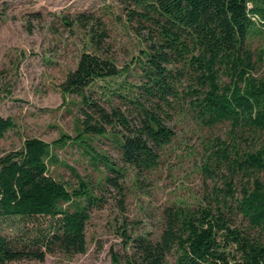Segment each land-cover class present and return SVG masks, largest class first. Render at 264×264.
<instances>
[{
	"label": "trees",
	"instance_id": "16d2710c",
	"mask_svg": "<svg viewBox=\"0 0 264 264\" xmlns=\"http://www.w3.org/2000/svg\"><path fill=\"white\" fill-rule=\"evenodd\" d=\"M119 1L129 21L150 29L136 97L127 110H108L88 92L95 82L125 72L99 54L105 32H94L96 53H83L61 85L64 97L80 98L82 131L51 144L28 138L22 149L0 158V264L87 251V225L104 199L77 174L75 187L52 177L53 148L70 141L89 148L88 136L115 135L123 166L100 154L95 160L109 172L101 191H117L124 209L127 168L141 176L160 165L162 150L176 137L167 120L177 112L201 127L228 126L226 139L210 141L203 166L223 178L224 188H216L206 206L166 208L157 238L129 234L124 221L126 250L113 255L115 264H169L170 257L176 264H264V75H254L264 50L257 55L252 49L264 34V0ZM123 88L113 94L125 97ZM14 127L13 119L0 116V139Z\"/></svg>",
	"mask_w": 264,
	"mask_h": 264
},
{
	"label": "rangeland",
	"instance_id": "374dc122",
	"mask_svg": "<svg viewBox=\"0 0 264 264\" xmlns=\"http://www.w3.org/2000/svg\"><path fill=\"white\" fill-rule=\"evenodd\" d=\"M0 9V116L15 122V127L0 139V158L22 149L28 138L51 144L63 135L74 139L82 131L80 98L64 97L61 85L77 68L83 53H96L91 42L94 32H105L99 54L112 58L125 72L119 78L95 82L88 92L108 110L112 105L122 110L130 108L129 100L136 97L141 82L140 60L144 59L143 51L148 50L151 36L148 25L140 28L129 21L119 0H3ZM252 49L257 55L264 50V34L255 37ZM254 75H264V64L258 65ZM222 81L229 82L230 76L224 73ZM120 85L125 86L119 91L125 97L113 94ZM178 86L183 91L187 82ZM167 121L176 137L162 150L160 165L141 176L133 169L126 170L124 209L117 191H101L109 172L95 160L100 154L118 167L123 166L115 135L88 136L89 148L72 141L53 148L56 160L49 165L50 175L75 187L77 174L104 199L102 207L92 210L87 225V251L73 257L48 255L44 262L23 260L9 264H115L113 255L121 256L126 250L121 235L124 221L129 234L157 238L166 208L208 205L214 190L224 188V180L204 171L210 154L207 146L218 137L226 139L229 128L201 127L178 112ZM263 142L261 138L260 145ZM239 189L237 183V195ZM169 264H176L173 257Z\"/></svg>",
	"mask_w": 264,
	"mask_h": 264
}]
</instances>
